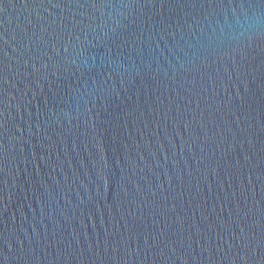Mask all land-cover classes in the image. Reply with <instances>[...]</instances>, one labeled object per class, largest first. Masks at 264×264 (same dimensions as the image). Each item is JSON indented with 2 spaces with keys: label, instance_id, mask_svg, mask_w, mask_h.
Segmentation results:
<instances>
[{
  "label": "water",
  "instance_id": "obj_1",
  "mask_svg": "<svg viewBox=\"0 0 264 264\" xmlns=\"http://www.w3.org/2000/svg\"><path fill=\"white\" fill-rule=\"evenodd\" d=\"M0 264H264V0H0Z\"/></svg>",
  "mask_w": 264,
  "mask_h": 264
}]
</instances>
